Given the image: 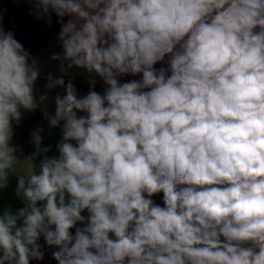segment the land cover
I'll return each mask as SVG.
<instances>
[{"label": "clouds", "instance_id": "clouds-1", "mask_svg": "<svg viewBox=\"0 0 264 264\" xmlns=\"http://www.w3.org/2000/svg\"><path fill=\"white\" fill-rule=\"evenodd\" d=\"M31 2L60 18L61 71L107 87L49 74L59 155L37 129L21 159L40 70L0 26V188L16 174L24 202L0 215V264L43 260L41 237L57 264H264V0Z\"/></svg>", "mask_w": 264, "mask_h": 264}, {"label": "crops", "instance_id": "crops-1", "mask_svg": "<svg viewBox=\"0 0 264 264\" xmlns=\"http://www.w3.org/2000/svg\"><path fill=\"white\" fill-rule=\"evenodd\" d=\"M59 17L51 14V24L46 22V18H36L31 0H0V26L7 32L14 34V38L19 41L24 49L30 53V57L37 61L40 70V76L35 84V97L39 107L32 112L22 110V118L19 124L13 125V137L11 145L17 148V155L21 159L30 156L34 151L32 143V132L37 129H43L41 147H49L48 156H58L57 144L62 139L61 127H51L44 116V110L49 115L55 114V97L64 95V88L56 87L49 90L46 87L49 74L55 78H63L65 84L71 81L77 89L78 96L86 95L90 90L103 94L107 85L102 78L89 74L85 69L72 67L64 72L61 71L60 61L51 59L53 54H62L61 42L58 40V34L61 28ZM65 21L67 17L64 18ZM165 63L157 64L155 67H165ZM141 77L126 75L121 77V83L140 79ZM95 80V85L90 84V80ZM46 96L47 99L41 101L40 97ZM40 157L34 161L37 168L40 163ZM18 178L16 174H10L7 186L0 188V215L5 210H11L13 213L24 206L21 197L16 194ZM156 204L163 206V193L152 197ZM87 215V212L83 213ZM81 226V225H77ZM74 233V229L72 230ZM45 253L43 260H31L30 264H57L52 257V252L56 250L45 244L43 237L38 241Z\"/></svg>", "mask_w": 264, "mask_h": 264}]
</instances>
